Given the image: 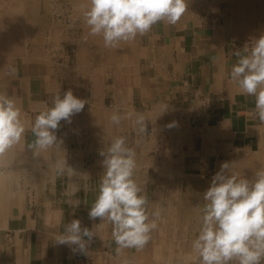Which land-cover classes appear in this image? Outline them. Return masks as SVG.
<instances>
[{"label":"crops","instance_id":"crops-1","mask_svg":"<svg viewBox=\"0 0 264 264\" xmlns=\"http://www.w3.org/2000/svg\"><path fill=\"white\" fill-rule=\"evenodd\" d=\"M88 1L75 7L71 0V25L53 20L59 9L52 0H0V93L16 101L26 129L21 142L0 157V189L12 172L6 184L12 194L0 195V264H199L191 243L203 193L221 163L231 162L239 178L254 179L264 169V123L255 96L244 94L229 75L238 59L234 53L244 54L264 34V0H187L175 25L157 23L115 48L89 35L83 18ZM69 28L76 31L67 36ZM65 38L75 44L70 56L60 53ZM98 67H106L111 78L107 104ZM82 82L89 87L85 118L61 121V147L34 157L29 145L35 117L57 95L75 94ZM164 105L168 109L160 115ZM114 112L133 116L115 125ZM135 114L145 117L142 134ZM118 136L136 153L134 178L148 211L160 213L142 249L119 252L112 225L88 215L104 172L99 152ZM65 158L77 172L72 177L56 171ZM73 188L79 189L75 195ZM74 219L94 233L87 254L55 241Z\"/></svg>","mask_w":264,"mask_h":264},{"label":"clouds","instance_id":"clouds-1","mask_svg":"<svg viewBox=\"0 0 264 264\" xmlns=\"http://www.w3.org/2000/svg\"><path fill=\"white\" fill-rule=\"evenodd\" d=\"M187 0H89L83 18L89 35L100 36L105 47L115 48L121 42L134 41L160 22L175 25L187 10ZM237 50L238 57L230 71V80L244 94L255 96V112L264 123V34L254 39L251 48ZM86 100L74 96L71 90L54 97L52 106L34 119L31 132L35 137L29 145L34 157L53 147H61L63 139L57 130L61 121L71 124L72 117L85 108ZM168 109L164 105L161 114ZM133 113L121 116L113 113L110 120L119 125L122 119H131ZM138 134L145 131V117L135 114ZM176 122L167 125L171 128ZM22 110L16 101L0 93V156L19 144L25 134ZM104 169L100 177L98 195L89 210V219L100 218L112 225V235L121 249H142L157 228L159 211L150 213L148 200L134 178L136 153L126 145L123 136L115 137L100 150ZM231 162L220 165L203 193L200 227L191 243L192 252L199 264H264V169L255 173L254 179L238 178L230 171ZM59 175L72 177L77 172L66 158L58 160ZM82 175L88 176L86 173ZM79 191L73 188L72 194ZM73 207L79 204L71 205ZM94 233L81 228L79 219L65 226L56 236L60 245H75L87 254ZM76 249H73L75 251Z\"/></svg>","mask_w":264,"mask_h":264},{"label":"rangeland","instance_id":"rangeland-1","mask_svg":"<svg viewBox=\"0 0 264 264\" xmlns=\"http://www.w3.org/2000/svg\"><path fill=\"white\" fill-rule=\"evenodd\" d=\"M52 1H53V3H55V5L59 9V11H57L56 13H54L53 20H55V22H56L58 19L65 18L64 19V20H66L65 22L72 25L73 24L72 23V20H70L71 19L70 14H71V10H72V7L70 6L71 0H66V1L65 0H60V1L59 0H52ZM60 8L63 10L64 14L62 13V10ZM53 10H54V6H53ZM71 30L73 32L76 31L75 28H71V29L69 28L68 29V33L67 34L65 33V35H67V36L72 35L71 34ZM70 41L71 40L68 39V38H65L63 40V43H62V46H61V49H60V53H63L65 56H70L71 53H73L72 50H71V48H70L71 46L73 47V49L75 48V44H71ZM83 42L86 43L85 41H83ZM249 45L251 46V44H249ZM90 63H92V60H90ZM90 65H92V64H90ZM97 69L99 70V75H100V80H101V86H102L101 90L103 91V100H102V103L105 100V103L107 104L109 98L107 96L105 97V95H106L105 92H106V89H107V84L109 83V81L111 80V78L108 77V75H107L108 74V70H107L106 67H98ZM79 78L81 80H87V79H84L81 76H79ZM78 85H79L78 86V89H77L78 91L74 94V96H76V97H78L80 99H84L85 100L86 97H85L84 93H89V91H87V90H89V87H86V85L90 86L91 84L88 81V83H86L85 86H83V82L81 84H78ZM87 106H89V105H88V103L86 101L85 108L79 114L74 115L73 118L74 119L77 118V117L78 118L80 117V119H82V117L85 118V111L89 108ZM148 130H150V127L149 126H148ZM151 143L154 145V147H157L158 146V145H155V143H156L155 140H152ZM169 151H171V150H169Z\"/></svg>","mask_w":264,"mask_h":264},{"label":"bare ground","instance_id":"bare-ground-1","mask_svg":"<svg viewBox=\"0 0 264 264\" xmlns=\"http://www.w3.org/2000/svg\"><path fill=\"white\" fill-rule=\"evenodd\" d=\"M11 2H12V0H11ZM27 2V1H26ZM37 3V2H36ZM80 3V0H74V6L76 7L77 6V4H79ZM88 3H89V1H88ZM33 7V6H32ZM29 8H30V6H29ZM46 8V7H45ZM55 9V8H54ZM27 11V10H26ZM34 11V10H33ZM38 12V11H37ZM18 13V12H17ZM32 13H34V12H32ZM48 13V12H47ZM28 15V14H27ZM30 15V14H29ZM12 16V15H11ZM20 16H21V14H20ZM18 17V16H17ZM42 17V16H41ZM14 19V18H13ZM38 19V18H37ZM208 19V18H207ZM10 20V19H9ZM42 20V19H41ZM10 22V21H9ZM35 22V21H34ZM49 22V21H48ZM207 23V22H206ZM40 24V23H39ZM208 24V23H207ZM228 24V23H227ZM34 25V24H33ZM44 27V26H43ZM42 27V28H43ZM57 27V26H56ZM39 28V27H38ZM42 34V33H41ZM34 35V34H33ZM27 38V37H26ZM35 38V37H34ZM23 39H24V37H23ZM40 40V39H39ZM38 40V41H39ZM62 42V41H61ZM33 43V42H32ZM42 43V42H41ZM122 47V46H121ZM29 49V48H28ZM24 56V55H23ZM2 72V71H1ZM8 73V72H7ZM73 79V78H72ZM1 90V89H0ZM88 96V95H87ZM89 98V97H88ZM88 100V99H87ZM225 104V103H224ZM87 131V130H86ZM245 143V142H244ZM11 150V149H10ZM179 152V151H178ZM177 152V153H178ZM4 155V154H3ZM3 155L2 156H0V157H2L3 158ZM6 159H8V161H11V157H4V160H6ZM8 161H6V162H8ZM10 163V162H9ZM87 164V163H86ZM14 165V164H13ZM6 166V165H5ZM1 167V166H0ZM4 167V166H3ZM6 167H8V166H6ZM3 169V168H2ZM6 170V169H5ZM242 170V169H241ZM194 174V173H193ZM187 175V174H186ZM240 175V174H239ZM6 179H4L5 180V182H4V186H3V188L2 189H0V195H6V194H8V195H10V194H12V189L10 188V187H8L6 184H8V179H12V172H10V173H8L6 176ZM169 180V179H168ZM176 181V180H175ZM180 181V180H179ZM173 183V182H172ZM197 183V182H196ZM176 185V184H175ZM180 187V186H179ZM184 187H185V185H184ZM142 188V187H141ZM186 190H187V188H185ZM185 190V191H186ZM178 191V190H177ZM143 192V191H142ZM141 192V193H142ZM201 193V192H200ZM8 197V196H7ZM187 203V202H186ZM188 204V203H187ZM191 204V203H190ZM163 209V208H162ZM165 210V209H164ZM178 210V209H177ZM193 213V212H192ZM177 215V214H176ZM166 216V215H165ZM164 216V217H165ZM182 220H183V218H182ZM182 222V221H181ZM199 222V221H198ZM186 234H187V232H186ZM195 235H196V233H195ZM197 236V235H196ZM174 237V236H173ZM161 238V237H160ZM187 238V237H186ZM170 239V238H169ZM188 247H189V245H188Z\"/></svg>","mask_w":264,"mask_h":264}]
</instances>
